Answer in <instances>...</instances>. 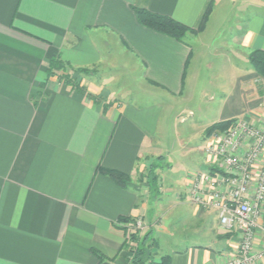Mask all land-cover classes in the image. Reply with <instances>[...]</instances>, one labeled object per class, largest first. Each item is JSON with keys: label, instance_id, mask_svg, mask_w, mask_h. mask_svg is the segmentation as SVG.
Here are the masks:
<instances>
[{"label": "crops", "instance_id": "1", "mask_svg": "<svg viewBox=\"0 0 264 264\" xmlns=\"http://www.w3.org/2000/svg\"><path fill=\"white\" fill-rule=\"evenodd\" d=\"M220 1L234 0H214ZM237 2L241 9L228 23L233 32L227 38L222 35V49H227L223 57L235 88L215 84L209 64L206 84L214 89L203 95L210 106L196 119L200 130L183 134L187 121L179 116L181 154L190 159L181 161L187 171L182 195L190 191L193 175L206 171L210 163L205 152L209 127L229 120L260 126L264 119V79L249 63L253 51H264V0ZM208 4L0 0V264H127L131 254L124 249L121 219L141 216L145 222L150 214L154 220L167 204L168 213L177 212L184 220L181 229H175L177 222L166 233L197 234L199 241L171 247L158 261L164 256L170 264L226 261L239 240L221 232L214 211L194 206L189 194L174 207L169 199L154 205L135 185L139 176L138 185L147 173L153 176L150 169L157 160L172 156L163 149L168 115L172 105L191 97L190 41L195 44L201 33H189L186 43L179 42L140 25L133 8L196 29ZM55 59L62 68L90 70L93 81L84 87L92 94L100 96L102 88L110 87V79L97 80L104 69L115 71L112 80H120L134 64L141 71L139 83L136 90L123 86L111 92L112 97L107 94L104 102L62 82L51 66ZM216 97L220 101L213 106ZM99 168L119 171L135 182L123 189ZM147 180L150 185V177ZM154 224L163 231L158 219ZM145 227L151 237L154 227Z\"/></svg>", "mask_w": 264, "mask_h": 264}, {"label": "rangeland", "instance_id": "2", "mask_svg": "<svg viewBox=\"0 0 264 264\" xmlns=\"http://www.w3.org/2000/svg\"><path fill=\"white\" fill-rule=\"evenodd\" d=\"M218 1V0H217ZM214 7L216 9H214ZM243 8V7H242ZM241 7L239 6L237 0H234L230 4H225L224 2H214L213 5V10L214 11L213 15V21L210 24V27L208 29L206 26H209V19L206 23L205 29L201 32L200 36L198 39H196L195 44H193L191 41V46L193 53L191 55V65L192 69L191 71L193 72V77L190 81L191 85V97L188 100V102H179L177 106L172 105V108L170 109V113L168 115V129L166 130V138L164 139L163 143V149L170 151L172 153V156L166 161H156V165L153 167L151 170L152 175H147L145 176V180L143 183H140V180H142V176H139L137 180L132 181V178L129 177V183L135 182V185H137V188H139V191L141 189V194L142 189L145 192L146 196L148 195V198L146 200H149L148 202L154 203L156 205L157 201H164V200H170L171 202V207H174V203L177 201H183L185 199V195L180 194V187L183 188V181L184 177L187 176L186 170L181 168V161L187 162L190 159H185L183 156L185 155L184 151L181 154V148H180V130L178 129V123L180 122L179 116L182 115L184 116L187 121V123L182 125V133H196L200 130L201 124L196 121V119H200L204 112L206 111L207 107L210 106L208 102H206V98L203 97L204 93H207L210 90H213V86H207L209 83V64L211 69L215 71L216 73V78L215 80L217 81L215 84L218 83H224L225 85H229V88H235L236 83L234 82V78L232 77V74L230 73V68L227 63V59L223 57V55H226L227 49H222V42L223 37L222 35L227 36L233 32V27L230 24L228 26L229 21L232 20V16L234 17L235 11L240 10ZM211 12V14H212ZM238 17V16H237ZM236 17V18H237ZM231 19V20H230ZM206 29L208 30L206 32ZM204 33V35H203ZM230 61V60H229ZM232 63V62H231ZM226 65V66H225ZM232 65V64H231ZM224 69L227 68L226 72H223L224 75L221 73L223 71L222 67ZM57 72L59 75V78H62V82L67 84L65 79L63 80V73L65 72L66 75L68 74L70 77V80L73 85H77L78 90H82L84 93L87 94V97H93L96 99H101L102 101L105 102V96L107 94H110L112 97V93H115L117 90L124 88H131L136 90V84L138 82L137 78V72H141L136 65L131 64L130 65V70L129 73H127L125 76L122 75L120 80H112L111 77H113L115 71H112L111 69L109 70H103L102 74L98 76L99 78L97 79L99 83H102L104 78H108L110 80L107 81L106 84L110 83V87H104L101 90L100 96L97 94H92L88 92V90L84 86H89V82L91 81V72L90 70H86L85 73H80L78 74L77 72L70 70V69H65L64 67H59L56 66ZM222 70V71H221ZM222 78V80H221ZM100 80V81H99ZM220 81V82H218ZM105 82V81H104ZM207 83V84H206ZM222 83V85H223ZM135 85V86H134ZM130 86V87H129ZM208 88V89H207ZM205 91V92H204ZM219 97H216L215 100L212 102L211 105L217 106L219 104ZM168 106V105H166ZM177 111V112H176ZM190 111L194 113L195 116H192L190 114ZM176 113V114H175ZM195 118V119H194ZM176 119V120H175ZM195 120V121H193ZM210 128V127H209ZM179 130V134L177 136L176 130ZM208 130V129H207ZM218 130L213 131L212 134L217 132ZM221 131V130H220ZM178 133V131H177ZM211 134V135H212ZM209 136V140H210ZM194 146V144H193ZM175 148V149H174ZM183 158V159H182ZM151 179L150 185H148L149 180ZM128 183V184H129ZM149 186V187H148ZM183 191V190H182ZM171 195L172 197H170ZM178 197V198H177ZM172 198V199H171ZM142 199V198H141ZM142 202V200H141ZM193 203V201H192ZM153 204H150V209L153 208V210H156V207ZM194 206L197 208L204 210V211H212L208 210L205 208H202L195 203H193ZM169 206L168 204L163 206L161 208V212L157 214V216L153 218L151 215H147L145 222L143 221V218L141 216L137 218H128L125 219L126 221L121 222L124 224V231H125V250L130 253V257L127 260V264H130L131 260L133 259L134 253L132 252L139 250V248H144L146 251L151 254V257L153 261L158 262V257L162 253H165L167 249L171 247H182L186 243L190 242H197L199 241L196 235H191V237L188 236V234H182L180 235H170L169 233H166V230L169 229L170 232L174 229V225L177 223L176 228L177 230L181 229L182 225L180 226V223L182 222L181 218L179 215H176L177 212H173V214L168 213L169 212ZM213 212V211H212ZM152 213V210L150 211ZM158 219L159 221V226L162 228L161 232L159 231V228L157 227L158 225H155V221ZM183 219V218H182ZM184 220V219H183ZM161 222V223H160ZM145 225H148V227H154V234L151 235L148 233H145L146 227ZM155 225V226H154ZM221 230V229H220ZM223 234V230H221ZM135 237V238H134ZM147 247V248H146ZM162 259V258H161ZM160 259V260H161Z\"/></svg>", "mask_w": 264, "mask_h": 264}, {"label": "built area", "instance_id": "3", "mask_svg": "<svg viewBox=\"0 0 264 264\" xmlns=\"http://www.w3.org/2000/svg\"><path fill=\"white\" fill-rule=\"evenodd\" d=\"M205 152L208 168L193 175L188 194L215 212L225 234L238 238L223 264L264 261V119L260 126L235 121L218 130Z\"/></svg>", "mask_w": 264, "mask_h": 264}, {"label": "trees", "instance_id": "4", "mask_svg": "<svg viewBox=\"0 0 264 264\" xmlns=\"http://www.w3.org/2000/svg\"><path fill=\"white\" fill-rule=\"evenodd\" d=\"M214 0H209L208 7L203 15V18L200 22V25L194 29L190 28L181 22L173 19L172 17L156 14L153 12H150L143 8H133L137 20L140 25L143 27H146L156 33L169 36L179 42L186 43V36L189 33L192 34H199L201 33L206 26V23L208 21V18L211 15V12L213 10ZM249 63L251 67L257 72V74L264 79V51L261 50H255L253 51L249 56ZM58 60H53L51 63V66L56 67L59 66ZM65 69H70L78 74L85 73V69H73L72 67L65 66ZM70 76L64 72L63 73V80L68 84H72ZM73 85V84H72ZM74 88L78 87L77 85H73ZM235 123V120H229L224 122H219L214 125H212L210 128H208L206 132V136L209 137L215 130H227L233 124ZM104 174L109 176L119 187L126 189L129 183V176L126 174H123L116 170H107L103 168H99ZM122 221H126L125 219H121ZM135 238V237H134ZM147 248V247H146ZM134 253L133 259L131 260L130 264H170V258L169 256H164L162 259L158 262L153 261L151 254L146 251L144 248H139L137 251H132Z\"/></svg>", "mask_w": 264, "mask_h": 264}]
</instances>
